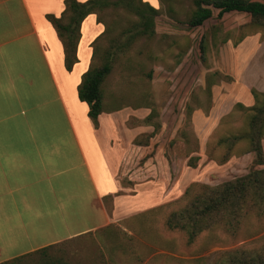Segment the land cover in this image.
Segmentation results:
<instances>
[{
  "label": "rangeland",
  "instance_id": "rangeland-1",
  "mask_svg": "<svg viewBox=\"0 0 264 264\" xmlns=\"http://www.w3.org/2000/svg\"><path fill=\"white\" fill-rule=\"evenodd\" d=\"M159 2L156 33L138 36L130 43L137 29L123 31L138 16L123 7L97 10L106 23L116 26L114 31L119 30L112 35H118L112 51L121 48L113 55V70L105 83L106 96L115 95L114 103L112 98L107 103L137 109L138 116H131L127 125L146 130L140 137L154 131L153 125L138 123L143 119L141 109H155V120L161 123L150 140L149 158L143 160L141 152L137 167L119 173L124 188L136 189L131 193L138 199L135 211L96 233L2 264H229L227 253L241 256V252L264 249V215L244 217L235 232L214 226L193 242L184 231L166 224L172 212L187 204L185 192L191 184L218 185L252 168H264L254 163V153L241 152L245 144L236 145V152L223 163L209 155L222 156L227 147L216 146L217 141L247 128L248 111L235 105L253 106L252 89L264 92L263 30L245 27L250 21L247 13L229 12L219 20L217 9L202 26L189 27L184 21L191 14V0ZM240 34L246 36L236 44ZM203 39L205 59L200 48ZM109 40L101 37L94 45L102 53ZM100 53L89 69L102 63L105 54ZM215 72L221 76H214L208 91V76ZM191 157H198L195 167L189 165ZM120 194L129 193L122 190ZM105 203L111 214V196Z\"/></svg>",
  "mask_w": 264,
  "mask_h": 264
},
{
  "label": "crops",
  "instance_id": "crops-1",
  "mask_svg": "<svg viewBox=\"0 0 264 264\" xmlns=\"http://www.w3.org/2000/svg\"><path fill=\"white\" fill-rule=\"evenodd\" d=\"M65 9L64 0H0V264L101 231L136 209V189L124 188L119 173L146 151L133 143L142 130L127 125L138 111L113 105L94 124L78 86L105 26L86 16L78 61L67 70L47 18Z\"/></svg>",
  "mask_w": 264,
  "mask_h": 264
},
{
  "label": "trees",
  "instance_id": "trees-1",
  "mask_svg": "<svg viewBox=\"0 0 264 264\" xmlns=\"http://www.w3.org/2000/svg\"><path fill=\"white\" fill-rule=\"evenodd\" d=\"M66 9L60 17L53 14H47L48 20L54 25L58 36L63 43L65 53V66L67 70H72L74 64L78 61L77 48L80 40V27L82 21L89 14L96 13L97 10H105L107 8L123 7L129 13L138 16V21L132 24L127 30L137 29L136 33L128 40L129 43L138 36L151 37L156 33V17L160 15L159 8L152 6L149 2L143 0H86L80 2L78 0H64ZM193 8L189 17L184 21L189 27L202 26L205 21L213 17L214 9L218 10L217 18L221 20L225 13L240 12L247 13L250 21L245 25L249 29L263 30L264 34V2L259 0H191ZM98 21L105 23V32L101 37L110 39L108 46L104 47V51L100 53L98 47H95L101 37L93 42V59L98 53L105 54L102 63L92 66L82 76V81L78 86V96L81 101L88 104V115L95 125L98 124L99 115L112 108L113 104L107 103L105 94V83L108 76L113 70V55L118 54L121 48H117L118 52L112 51L113 46L118 44L116 37L112 35L117 31L113 23H106L98 15ZM118 33V32H117ZM246 34H240L236 44L239 43ZM123 48V47H122ZM125 48V47H124ZM201 57L205 59L207 44L204 39L200 43ZM100 55V56H101ZM116 58V57H115ZM214 76H221L219 72H215L208 76L206 89L210 91L211 86L215 83ZM224 78L231 80L230 76L225 75ZM104 88V89H103ZM255 103L253 106L247 107L243 103L238 102L235 108L248 111L247 128L238 134H230L221 137L216 146L225 145L226 151L222 156H216L210 152V157L218 162H226L236 151L235 146L245 144L242 153H254V163L258 165L264 164V92L252 89L251 91ZM110 98V97H109ZM116 98V97H115ZM117 105H115V108ZM157 112L152 109L150 113L139 120V124L153 125L154 131L144 133V137L137 136L134 145L137 148L145 149L144 159L149 158L152 152L150 140L159 130L160 122L155 118ZM134 125V124H133ZM148 152V153H147ZM150 153V154H149ZM198 157H191L189 165L195 167ZM141 160V159H140ZM188 198L187 204L178 211L172 212L166 224L170 229H179L184 231L190 242L204 230L210 229L217 225L224 226L228 231L235 232L244 217L248 215L263 216L264 215V168H252L247 174L225 181L218 185H208L195 183L191 184L186 192ZM111 196V195H110ZM109 197V196H108ZM107 198V197H106ZM112 198V196H111ZM48 247L39 249L35 252L45 251ZM29 253L24 256L31 255ZM232 256L227 253V263L229 264H264V249L257 252L240 253ZM17 257L14 260L23 258ZM227 259V258H226ZM225 259V261H226ZM53 264V263H44Z\"/></svg>",
  "mask_w": 264,
  "mask_h": 264
}]
</instances>
